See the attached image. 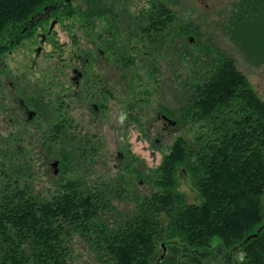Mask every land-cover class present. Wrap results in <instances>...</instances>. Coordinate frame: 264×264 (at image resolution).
<instances>
[{"label": "trees", "instance_id": "16d2710c", "mask_svg": "<svg viewBox=\"0 0 264 264\" xmlns=\"http://www.w3.org/2000/svg\"><path fill=\"white\" fill-rule=\"evenodd\" d=\"M56 1L0 0V64L21 37L17 27ZM154 11L159 31L176 20L161 3ZM230 24L227 35L246 58L264 61V0H238ZM203 55L207 70L187 87L182 107L202 131L174 142L154 172L156 190L138 195L131 215H112L111 201L122 197L115 180L96 197L73 179L51 181L55 190L46 193L33 190L24 154L2 161L0 264H73L77 239L96 264H264V101L230 58ZM178 174L196 203L177 190Z\"/></svg>", "mask_w": 264, "mask_h": 264}, {"label": "rangeland", "instance_id": "374dc122", "mask_svg": "<svg viewBox=\"0 0 264 264\" xmlns=\"http://www.w3.org/2000/svg\"><path fill=\"white\" fill-rule=\"evenodd\" d=\"M68 1L66 5L57 0L58 6L62 4L59 7L62 12L55 11L40 28L34 27L30 34L21 36L10 53L1 57L8 73L2 86L5 101L0 103V164L11 156L15 158L16 152L24 154L25 174L29 182H33V190L44 189L46 193L54 192L55 177L73 179L102 194L110 193L115 180L122 197L111 201L112 215L129 216L136 209L134 201L138 195L156 190L154 172L174 142L180 138L189 141L202 131L189 116L184 117L182 107L187 87L209 65L203 54L214 59L221 55L230 58L262 101L264 61H249L227 35L238 0ZM157 2L168 7L176 20L160 30L157 35L160 46L155 52L143 56L145 51L151 50L142 49L139 39H129V36L122 41L121 37L112 38L109 34L110 31L119 34L120 28L127 27L139 30L145 26L140 23L141 17ZM53 20L57 24L47 36ZM186 25L191 26L185 28ZM194 28L200 31L201 37L193 35ZM42 35L46 38L43 45ZM101 39L111 41L113 53L124 56L127 68L121 70L117 65L108 64L86 67L81 90L87 92L95 72L102 77L106 74L107 81L111 82L112 99L104 104L107 110L95 119L91 110L86 109L91 106V99L83 92L79 100L70 80L76 79L72 70L81 68V61H74L83 56L94 59V44ZM21 99L35 105V120L27 122V113L32 108L26 112L18 110ZM59 108L61 120L67 121L68 126L79 125L76 131L82 133L81 136L73 134L72 139L62 145L37 131L41 126L44 129V125L55 124ZM84 136L91 139V144L82 145ZM93 145L96 155L87 159L85 153ZM81 161L85 163H78ZM119 163L122 166L116 169ZM57 170L58 174L53 176ZM177 177V190L186 196L188 203H196V192L189 181L180 174ZM60 184H56L57 187ZM70 247L73 264L97 263L81 239L72 241ZM206 264L220 262L210 260Z\"/></svg>", "mask_w": 264, "mask_h": 264}, {"label": "flooded vegetation", "instance_id": "af4514ba", "mask_svg": "<svg viewBox=\"0 0 264 264\" xmlns=\"http://www.w3.org/2000/svg\"><path fill=\"white\" fill-rule=\"evenodd\" d=\"M61 3H65L66 5H69L70 1L68 0H62ZM158 4H160L159 2H157L156 4H154L151 9L145 14V17H141V21L140 23H144L145 26L138 28L141 32V34L139 33V30H137V27H135L134 29H129L127 27V29H121V32L119 34H114L111 31L109 32V34H111L112 38L113 37H121V40L124 41V39L126 40L129 36V39L133 38V39H139V42L143 45L142 49H147V47L150 48L151 51H145V53L143 54V56L149 55L151 52H155V50L159 49V39L158 36L160 34L159 31V23H160V19H156L158 18L157 16H154V7L157 6ZM162 4V3H161ZM62 4H60L58 6V2H55L53 5L45 8L42 10V12L40 13V15H38L34 20L32 24H29L27 27H22L23 29H20L19 27H17V31L20 33V36H24L26 34H30L32 32V29L35 27L36 28H40L39 26L41 25V23L44 20H48L50 19V15L54 14L55 11H60L62 12V9L59 8ZM164 5V4H163ZM169 11L170 9L168 7H166ZM171 12V11H170ZM172 13V12H171ZM173 14V13H172ZM174 16V15H173ZM175 18V16H174ZM156 23V25H155ZM173 23V22H172ZM57 24L56 21H52L49 27V30H47V36L51 35L52 30L54 29L55 25ZM169 25V24H166ZM165 25V26H166ZM118 28H116L117 30ZM45 35L41 36V44L43 45L46 40V38L44 39ZM124 38V39H123ZM100 40V39H98ZM95 48L93 49V51L95 52V57L94 59L92 58H87L85 56L81 57L80 59H76V61H74V63L81 61L80 65L81 68L77 69L74 68L72 70V73L75 74L76 79L75 80H70V83L75 87V89L77 90L76 94L78 95V98L80 100L81 98V93H85V95L88 96V100L89 98L91 99L90 102V107L86 106V109L92 113V116L97 119L99 114L102 113L103 111H106L107 109L105 108V105L109 100L112 99V94H111V82L107 81V76L106 74L104 75V77L100 76L99 74H96V72L93 74L92 79H90L88 85V90L87 92H85L84 90H81V79L84 75V72L86 70L87 66L91 65H97L100 66V64L102 65H117L119 66V68H121V70L126 69L127 68V61L124 58V56L122 55H118V53H113L112 51V43L110 40H106V39H101V41L98 42V44H94ZM13 49V48H12ZM11 49V50H12ZM10 50V51H11ZM9 51V53H10ZM40 51V49H37V53ZM115 55V57H114ZM83 69V71H82ZM8 70L6 64L3 62V64H0V103H4V99H5V92H2V86H3V82L5 81L4 77L5 74H7L8 72L6 71ZM62 78H65L64 76H62ZM20 104V108H18V110L21 111H30L31 108L33 110H31L30 112L27 113L29 120L27 119V122L33 121L35 120V115H36V108L35 105H33V103H26L23 99L20 100L19 102ZM59 104H63V102H59ZM33 105V107L31 106ZM61 107V105H59ZM30 108V109H29ZM34 114H33V113ZM60 112L61 109H57L56 110V118L57 121L55 122V124L52 127H48L44 125V129L41 126L39 129H37V131L39 133L42 134H46L48 139L51 140L53 143H56L57 145H62L67 141H70L72 139L73 134H77L78 136H81L82 133L81 132H77V128L79 127V125L73 126V123L70 124V126H68V122L65 120H61V116H60ZM10 110L9 113L10 114ZM165 121L169 122L171 125L172 122H170L166 117H162ZM12 121V120H10ZM66 131H68L69 133H66ZM18 134H22L21 132H19ZM15 135V134H12ZM24 135V134H23ZM27 136V135H26ZM89 145L91 144V139H88L87 136H84L82 139V145ZM86 151V150H85ZM96 155V149L94 148V145L91 147V149L89 151H87L85 153V157L87 159H90L91 157H95ZM118 157H121L120 154ZM121 158H119L120 160ZM118 160V159H117ZM58 164V161L55 163V165ZM53 166V165H52ZM122 164L119 163L118 165H116V169L121 168ZM58 170L54 172L53 176H56L58 174ZM56 180V183L59 184L62 182L63 179H61L60 177H55L53 178ZM53 181V180H52ZM79 183V182H78ZM80 185H83L81 183H79ZM96 188L100 187L95 185ZM87 191H84V194H86ZM90 196L92 197H96V195L100 194L97 191H92L90 188ZM88 197V196H86Z\"/></svg>", "mask_w": 264, "mask_h": 264}, {"label": "water", "instance_id": "95a60500", "mask_svg": "<svg viewBox=\"0 0 264 264\" xmlns=\"http://www.w3.org/2000/svg\"><path fill=\"white\" fill-rule=\"evenodd\" d=\"M44 9H45V8H44ZM55 163H56V162H55ZM55 163H54V165H55ZM260 229H261V227H259V228H258V230H257V232H256V233H258V232L260 231ZM255 236H256V234H255V235H253V236H251V237H253V238H254ZM248 239H249V238H248Z\"/></svg>", "mask_w": 264, "mask_h": 264}]
</instances>
